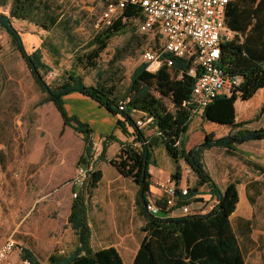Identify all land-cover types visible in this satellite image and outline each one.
I'll list each match as a JSON object with an SVG mask.
<instances>
[{
	"label": "trees",
	"instance_id": "16d2710c",
	"mask_svg": "<svg viewBox=\"0 0 264 264\" xmlns=\"http://www.w3.org/2000/svg\"><path fill=\"white\" fill-rule=\"evenodd\" d=\"M45 9H39L33 0H12L9 15L0 14V28L9 36L28 66L34 82L45 94L40 105L52 104L59 113L63 128L68 127L81 134L84 145L77 162L80 165L77 174L80 168L93 163L94 143L89 126L65 109L63 98L66 95L80 93L112 116L119 115L122 121L117 120L116 128L123 135L127 136V126L133 129L134 142L121 143L117 154L109 161L121 176L131 179L138 186V205L146 211L147 223L141 228L145 236L133 264H245L230 222L239 201L237 186L240 182L230 181L221 191L201 161L202 149L186 150L187 131L192 117L181 105L190 100L195 82V79L188 75L191 62L171 54H163L160 57L163 63L155 73L148 71V63L142 62L132 72L130 83L122 95L116 94L114 88L106 85L86 86L82 77L74 71H71L62 83L51 87L43 77L51 68L42 61L41 48L30 54L26 53L20 44L18 31L11 23L12 20L29 21L48 30L56 25V17L48 8ZM142 19L140 8L126 5L118 18L109 26L102 27L86 44L85 52L76 56L75 67L77 64L84 70H95L96 60L107 48L110 40L128 33V24ZM69 22L67 20V23ZM224 28L225 32L232 36L227 39L222 36L218 65L228 75L239 77L241 83L229 96H217L202 110V118L207 122L234 129L241 128L244 124L235 121V103L247 101L264 89V0H229L224 13ZM135 31L136 29L131 30L130 39L136 36ZM49 50L54 51L53 48ZM167 60L172 62L169 67L165 63ZM154 92H157L159 97ZM164 98L169 100L172 110L165 105ZM120 103H124L123 110H119ZM135 114L151 120L148 127L154 130L153 135L146 136L145 129H138ZM233 139L242 140V143L248 140H263L264 130H239L236 134L221 139H214L212 134H205L203 144L205 149L223 147L231 151V155H235ZM116 141L113 133L104 136L98 159H104L106 148ZM135 143L139 144V147L135 146ZM160 146L173 162L184 161L197 178L196 185L188 190L187 196L181 198L180 204L200 202V199L194 197L200 193V187L207 186L216 201L209 212L202 215L160 218L152 215L148 207H145L151 183L149 161L152 158V150ZM257 171L263 174L264 178V169L257 168ZM101 177V171L91 168L85 191L90 192L97 188ZM179 178L180 169L176 166L171 179L178 181ZM73 198L68 224L77 237V246L68 254L53 252L45 264H123L114 248L92 250L86 210L77 188ZM251 202L254 200L251 199ZM155 205L161 209L159 213H167L160 202ZM245 223L248 224V221ZM22 257L28 259L30 264H41L26 249H23Z\"/></svg>",
	"mask_w": 264,
	"mask_h": 264
},
{
	"label": "rangeland",
	"instance_id": "374dc122",
	"mask_svg": "<svg viewBox=\"0 0 264 264\" xmlns=\"http://www.w3.org/2000/svg\"><path fill=\"white\" fill-rule=\"evenodd\" d=\"M39 9L48 8L56 17V25L48 30L29 21L12 20L18 31L26 53L41 48L42 61L51 68L44 74V80L51 87L62 83L71 71L80 75L86 86L98 84L114 88L122 95L130 83L134 69L143 61L145 52L157 53L163 42L155 32H139L141 20L129 23L128 33L111 39L107 48L96 60L95 70L75 67V58L85 52L86 44L102 29L100 18L107 6L114 0H33ZM12 0H0V14L9 15ZM46 10V9H45ZM34 14V16H36ZM67 20L70 22L67 23ZM136 29L134 38L131 30ZM35 35V44L24 41L23 35ZM44 45L41 47V45ZM49 48H53L51 52ZM160 68V67H158ZM152 70V69H151ZM149 71V70H148ZM154 94L159 97L157 92ZM258 95V96H257ZM254 99L239 107L238 117L247 121V127L264 128V94L258 93ZM45 98L34 82L31 72L15 49L9 36L0 28V241L8 238L21 247L26 244H42L59 238L68 245L74 240L67 217L74 200L72 180L77 174L78 158L83 151L81 134L62 126L55 107L46 103ZM165 105L172 110L167 98ZM239 105V104H238ZM256 107L259 108V110ZM67 110V109H66ZM68 112V111H67ZM79 119V118H78ZM135 120H142L140 114ZM81 121V120H80ZM82 122V121H81ZM186 150L201 145L202 133H218L225 128L200 118L189 124ZM146 136L154 134L148 126ZM117 142L109 145L108 155L112 156ZM101 148V145H100ZM155 149V159L164 167L162 178L169 177L166 162L175 164L160 146ZM201 161L211 170L220 172L227 167L233 178L242 183L245 179L242 163L243 151L236 149L235 155H227L215 149L201 148ZM199 150V149H198ZM95 152V151H93ZM153 157V156H152ZM215 164V167L212 165ZM180 173L187 179V187L193 188V173L181 160ZM166 168V169H165ZM150 167H148L149 172ZM189 170L187 173L186 170ZM153 172L156 166H151ZM207 171V168H206ZM214 172V171H213ZM194 176V175H193ZM220 185V176H214ZM75 189V188H74ZM264 191V185L262 186ZM210 194L207 186L199 191ZM214 204L209 199L206 207ZM152 213V212H151ZM248 221V224L245 222ZM232 229L238 239L245 264H264V194L256 196L254 202L240 197L235 212L230 218ZM70 249V248H69ZM58 247L57 251L69 252Z\"/></svg>",
	"mask_w": 264,
	"mask_h": 264
},
{
	"label": "crops",
	"instance_id": "0c3cea01",
	"mask_svg": "<svg viewBox=\"0 0 264 264\" xmlns=\"http://www.w3.org/2000/svg\"><path fill=\"white\" fill-rule=\"evenodd\" d=\"M23 36H25L24 41L27 40L32 44H36L39 41L35 35L27 34ZM223 36L227 39L232 35L229 32H224ZM35 49L37 48H34V50ZM158 67L160 66L153 64L148 70L152 73H155L159 69ZM258 93L264 94V89L258 91L251 99L247 101H237L235 103V121L237 123H244L242 127L247 125L248 122L242 121L241 119H243V117H238L237 110L239 107H246V104L254 99ZM63 99L65 109H67L68 113L76 116L79 118V120L89 126L90 136L94 143L95 151L92 161L93 163L90 166L94 168V170L101 171L102 174L101 181L99 182L97 188L91 190L90 192L85 191L80 194L86 210V223L90 232V246L93 251L114 248L118 252L123 264H133L140 243L145 236V233L141 231V228L147 223L145 216L146 211L144 210V207H140L138 205V186L131 179L121 176L116 171V169L109 164V161L117 154L121 143L134 142V131L132 128L127 126V136L123 135L122 132L116 128L117 120L122 121V118L119 115L112 116L106 110L99 107L95 102L91 101L89 98L83 96L80 93L68 94ZM262 106H264V102L262 103ZM256 108L257 109L255 110H259L258 107ZM196 117L200 118L202 122L205 121L202 118V112H199L194 118ZM189 127L187 131V137L189 133ZM242 127L234 129L225 127L220 128L218 133H202L201 144H203L205 134H212L214 139H221L230 136L231 134H236L239 130L251 132L264 130V128L261 127ZM111 133H113L117 139L116 151L112 156L108 155L109 144L106 148L104 159H98V156L102 150L103 138L104 136H107ZM135 146L139 147V144L135 143ZM234 146L236 149L243 151L244 156L242 170L245 179L237 186L238 196L239 198L243 196L248 200V202H251V199L255 200L256 196H262L264 194V191L262 190V186L264 185L263 174H260L259 171H257V168L264 169V139L258 141L248 140L243 143L235 142ZM209 149H215L221 153L231 155V151H228L223 147H211ZM152 156L153 157L149 161V174L151 183L146 197L147 204L155 205L157 202L162 204L164 196L159 186L162 183H166L168 180H171L180 188H187L189 190L187 187V179L181 173L178 181L171 179V175L174 173V166L169 162H166L165 164V167L167 168L165 169L167 170L169 177L163 179L162 174L164 173V167H161V165H159L157 160L154 158L155 149L152 150ZM172 163L175 164V169L176 166L182 170L184 169L181 165V161ZM152 165L156 166L157 168L156 174L151 170ZM213 166L215 167V164L212 165V167ZM206 168L210 178L221 191L224 190L225 186L230 181H237L233 178V174L227 169V167H222L221 170L219 169L220 172H216L215 169L211 170V165H207L205 169ZM186 171L187 173L189 172L188 169ZM216 173L220 176V185L217 184V179L214 177ZM193 175L192 177L194 181V187L196 185L197 178L195 175ZM203 188H205V186L200 187L199 191H202ZM72 190L75 191L74 188ZM194 198L200 199L201 201L193 202L189 205L191 214H206L216 203L215 199L213 198L214 204L209 208L206 207L207 201L212 198L211 194L207 195L199 193ZM70 212L71 209L69 210L67 222ZM154 216L160 218L180 217L177 212H167L165 214L159 213ZM69 229L74 234V240L70 243V245L60 238L55 241H45L42 242V244H26L24 247H21L16 243V249L10 259L14 262V264H19L20 250L23 249L30 251L41 264H45L48 257L53 252L57 251L58 247L66 249L67 251L70 248L69 252L64 253L62 250H60L58 253H70L77 246V237L71 227H69ZM1 245L2 242L0 241V246Z\"/></svg>",
	"mask_w": 264,
	"mask_h": 264
},
{
	"label": "built area",
	"instance_id": "2783aa9c",
	"mask_svg": "<svg viewBox=\"0 0 264 264\" xmlns=\"http://www.w3.org/2000/svg\"><path fill=\"white\" fill-rule=\"evenodd\" d=\"M228 2L229 0H114L102 14L100 23L101 27L109 26L128 4L140 8L143 19L138 27L139 32H157L163 38L160 50L157 53L145 52L143 61L149 67L153 64L161 66L163 62L160 57L171 54L191 62L188 75L195 82L190 100L183 102L181 107L193 119L201 112L202 104L222 96V91H230L231 94L241 83L239 77L228 75L218 65L219 46L225 32L224 13ZM165 63L168 67L172 64L169 60ZM123 108L124 103H120L119 110ZM150 121L146 118L136 120L135 124L138 129H144ZM90 169L91 166H84L82 173L75 174L72 180V187L77 188L79 195L85 192ZM159 187L164 196L162 205L166 212H177L180 217L191 214L189 205L180 204L181 198L188 195L187 188H180L171 180ZM145 207H150L152 215L159 214L161 210L154 204H146ZM15 249L14 239H6L0 246V264H14L10 257ZM22 253L23 250H20L19 264H30L28 259L22 257Z\"/></svg>",
	"mask_w": 264,
	"mask_h": 264
},
{
	"label": "bare ground",
	"instance_id": "6f19581e",
	"mask_svg": "<svg viewBox=\"0 0 264 264\" xmlns=\"http://www.w3.org/2000/svg\"><path fill=\"white\" fill-rule=\"evenodd\" d=\"M229 95H230V91H222V96H229ZM212 101H213V100H209V101H207L206 103L202 104L201 112H202V110L205 109L209 104H211ZM91 168H92V167H91ZM82 169H83V168H80V172H79V174L82 173ZM90 171H91V169H90ZM76 196H77V195H75V197H76ZM148 210L150 211V207H148Z\"/></svg>",
	"mask_w": 264,
	"mask_h": 264
},
{
	"label": "water",
	"instance_id": "95a60500",
	"mask_svg": "<svg viewBox=\"0 0 264 264\" xmlns=\"http://www.w3.org/2000/svg\"><path fill=\"white\" fill-rule=\"evenodd\" d=\"M20 44H21L22 48L24 49L21 38H20ZM228 138H229V137H228ZM233 141H234V142H237V143H241V142H242V140H236V139H233ZM204 146H205L204 144H201V145L195 146V148H193V151H196V150H198V149H201V148H203Z\"/></svg>",
	"mask_w": 264,
	"mask_h": 264
}]
</instances>
